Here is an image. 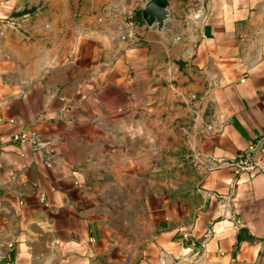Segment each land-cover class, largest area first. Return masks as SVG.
<instances>
[{
	"label": "crops",
	"instance_id": "obj_1",
	"mask_svg": "<svg viewBox=\"0 0 264 264\" xmlns=\"http://www.w3.org/2000/svg\"><path fill=\"white\" fill-rule=\"evenodd\" d=\"M164 1L162 31L141 18L121 42L100 8L27 26L13 16L21 0H0V264H264V160L238 176L231 166L264 138V0ZM173 78L213 107L202 202L151 196L148 229L128 245L93 169ZM25 127L43 147L13 141Z\"/></svg>",
	"mask_w": 264,
	"mask_h": 264
},
{
	"label": "rangeland",
	"instance_id": "obj_2",
	"mask_svg": "<svg viewBox=\"0 0 264 264\" xmlns=\"http://www.w3.org/2000/svg\"><path fill=\"white\" fill-rule=\"evenodd\" d=\"M21 1L22 7L14 10L13 16L26 15L23 20L27 26L39 18L48 19L49 11L55 13L57 22H63L61 12L67 5L73 11L82 8L97 14L102 10L96 18L108 23L104 31L115 33L125 42L127 27L140 21L139 12L148 0H107L101 4L94 0ZM79 15L72 18V24L79 26ZM25 35L31 39L29 33ZM185 74L190 79L186 69ZM191 82L185 81L184 91L177 92L173 78L164 89H158V95L147 105L148 112L139 110L136 121L140 124L129 130L125 143L106 146L99 156L103 160H98L93 169V180L102 191L103 217L122 243L133 245L147 231L145 203L151 196L190 204L202 202L207 171L205 134L212 122L213 107L205 96L191 89Z\"/></svg>",
	"mask_w": 264,
	"mask_h": 264
},
{
	"label": "built area",
	"instance_id": "obj_3",
	"mask_svg": "<svg viewBox=\"0 0 264 264\" xmlns=\"http://www.w3.org/2000/svg\"><path fill=\"white\" fill-rule=\"evenodd\" d=\"M13 141L16 144H32L38 148L43 147L39 135L26 127L13 136ZM263 160L264 138L257 140L248 150L239 154L237 159L231 162V166L234 169V173L238 176L245 171H254L257 167H260Z\"/></svg>",
	"mask_w": 264,
	"mask_h": 264
},
{
	"label": "water",
	"instance_id": "obj_4",
	"mask_svg": "<svg viewBox=\"0 0 264 264\" xmlns=\"http://www.w3.org/2000/svg\"><path fill=\"white\" fill-rule=\"evenodd\" d=\"M169 17L167 4L155 0H148L141 8L142 21L150 28L157 26L159 31L163 30Z\"/></svg>",
	"mask_w": 264,
	"mask_h": 264
},
{
	"label": "trees",
	"instance_id": "obj_5",
	"mask_svg": "<svg viewBox=\"0 0 264 264\" xmlns=\"http://www.w3.org/2000/svg\"><path fill=\"white\" fill-rule=\"evenodd\" d=\"M157 1H159V2H165L164 0H157ZM139 14H141L140 12H139ZM140 18H141V15H140Z\"/></svg>",
	"mask_w": 264,
	"mask_h": 264
}]
</instances>
